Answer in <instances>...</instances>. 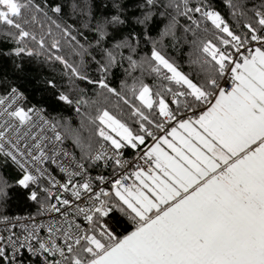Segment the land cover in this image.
<instances>
[{
  "label": "snow or ice",
  "instance_id": "snow-or-ice-1",
  "mask_svg": "<svg viewBox=\"0 0 264 264\" xmlns=\"http://www.w3.org/2000/svg\"><path fill=\"white\" fill-rule=\"evenodd\" d=\"M0 264H264V0H0Z\"/></svg>",
  "mask_w": 264,
  "mask_h": 264
},
{
  "label": "trees",
  "instance_id": "trees-1",
  "mask_svg": "<svg viewBox=\"0 0 264 264\" xmlns=\"http://www.w3.org/2000/svg\"><path fill=\"white\" fill-rule=\"evenodd\" d=\"M29 78H30V79L32 78V74H31V73H30ZM24 86H25V87H28L29 89H31V88L33 87V84H27V83H26ZM37 95H39V93H37ZM65 115L72 116L73 113L69 110V111L65 112ZM73 126H75V124H74ZM24 195H25V194H24L22 191L19 193V196L21 197V199L23 198Z\"/></svg>",
  "mask_w": 264,
  "mask_h": 264
}]
</instances>
